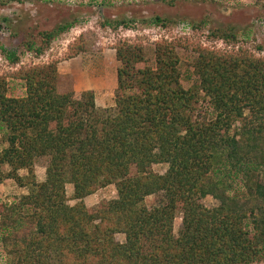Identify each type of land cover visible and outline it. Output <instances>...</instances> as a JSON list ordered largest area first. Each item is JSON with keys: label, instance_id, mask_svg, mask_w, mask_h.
I'll list each match as a JSON object with an SVG mask.
<instances>
[{"label": "trees", "instance_id": "trees-1", "mask_svg": "<svg viewBox=\"0 0 264 264\" xmlns=\"http://www.w3.org/2000/svg\"><path fill=\"white\" fill-rule=\"evenodd\" d=\"M133 21L101 25L114 30ZM73 24L38 30L37 45L22 39L17 51L0 45V53L12 64L23 51L39 55ZM208 31L236 39L232 27ZM113 49L109 107H97L91 90H57L55 62L0 77V181L12 178L28 190L0 202L1 264L264 262V48L261 57L197 48L187 87L174 43L154 44L151 58L126 41ZM39 160L44 177L36 181ZM156 164H165L163 173L152 169ZM112 183L114 198L85 206V196ZM206 196L216 204L203 205Z\"/></svg>", "mask_w": 264, "mask_h": 264}, {"label": "rangeland", "instance_id": "rangeland-1", "mask_svg": "<svg viewBox=\"0 0 264 264\" xmlns=\"http://www.w3.org/2000/svg\"><path fill=\"white\" fill-rule=\"evenodd\" d=\"M168 3V0H0V45L7 49L18 50V43L31 37L37 45L38 30H51L58 23L74 20L73 26L52 40L39 55L23 51L18 62L12 64L0 53V77L8 79L19 67L55 62L59 76L57 90L71 88L76 96L83 90H91L95 105L104 108L113 105L115 69L118 65L113 47L118 41L140 45L143 55H150V58L154 44L174 43L185 87L193 82L191 63L199 47L263 56L264 0H174L172 5ZM154 15L164 17L166 24L151 25L144 21ZM123 17L134 20L129 28L119 26L113 30L101 25L104 20ZM215 27H232L235 41L227 42L209 36L208 30ZM79 46L81 50L77 51ZM15 87L16 92L23 91L20 82ZM4 145L0 133V148ZM152 169L163 173L166 166L156 164ZM2 170L6 167L2 166ZM16 172L18 175L27 174L25 169ZM33 174L36 181L43 180L44 163L41 160L34 162ZM64 187L67 203L71 205L74 203L72 187L70 184ZM27 191V186L20 187L12 178H4L0 181V202L8 203ZM115 196L112 183L85 196L83 202L90 207ZM152 200V196L146 197L144 203L149 204ZM201 202L207 207L216 204L208 196ZM179 223L180 216L176 215L174 232ZM115 238L122 241L123 235L116 234ZM2 262L3 258H0V264Z\"/></svg>", "mask_w": 264, "mask_h": 264}]
</instances>
